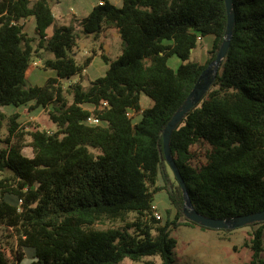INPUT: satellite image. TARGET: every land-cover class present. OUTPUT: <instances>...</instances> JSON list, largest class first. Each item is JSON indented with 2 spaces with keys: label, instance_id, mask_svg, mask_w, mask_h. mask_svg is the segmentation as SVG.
<instances>
[{
  "label": "trees",
  "instance_id": "obj_1",
  "mask_svg": "<svg viewBox=\"0 0 264 264\" xmlns=\"http://www.w3.org/2000/svg\"><path fill=\"white\" fill-rule=\"evenodd\" d=\"M97 1L80 19V32L97 36L114 28L122 48L114 59L101 54L104 74L84 87L67 81L92 59L76 61L80 34L73 24L55 25L49 0H0V131L6 130L0 139V264L25 258L28 264H117L155 255L159 263L144 264H173L171 231L198 225L178 221L184 216L178 182L167 189L172 218L157 205L155 217L154 194L159 174L169 181L163 129L216 56L225 1ZM233 5V33L218 73L169 140L192 206L215 218L264 209V0ZM29 17L30 35L23 28ZM207 35L212 39L203 61L189 60ZM172 55L181 60L176 69L167 63ZM36 57L55 76L26 86ZM141 94L151 100L147 107ZM6 105L44 109L56 128L23 131L17 112L1 109ZM90 116L98 123L88 122ZM250 224L257 227L245 242L251 250L245 264H264V221Z\"/></svg>",
  "mask_w": 264,
  "mask_h": 264
},
{
  "label": "rangeland",
  "instance_id": "obj_2",
  "mask_svg": "<svg viewBox=\"0 0 264 264\" xmlns=\"http://www.w3.org/2000/svg\"><path fill=\"white\" fill-rule=\"evenodd\" d=\"M95 1L96 0H68L67 3L71 4L73 7L72 12H76V14L81 16L84 14V8L90 6V4ZM115 1L116 4L120 3V0H112V2ZM67 10L68 6H65L64 9H62L63 14L67 13ZM67 18L66 16V19L63 20L57 16L55 24H69ZM72 23L80 34L77 40V47L75 48L76 61L81 64L89 56H91L92 59L89 65L79 73L71 76L67 81H79L84 87H87L92 80L102 76L107 68V64L101 57V54L104 53L111 59L116 58L121 52L122 40L116 35L117 32H115L116 30L114 28H105L100 37L93 35L85 36L80 32V20L72 21ZM51 29L52 27L49 28V31H51ZM211 39V35L200 38L189 60L203 61L206 51L210 46ZM46 56L53 57L51 53H47ZM34 59V70L26 79V86H41L45 83L46 78L55 76L54 71L42 68L40 59L37 57ZM167 63L170 67L176 69L181 63V60L176 55H172L167 59ZM140 103L142 107H147L151 104V100L144 94H141ZM1 109L8 114L17 112L19 114L21 127H25L23 131H28L35 125H39L41 128L48 130H54L56 128L44 109L37 108L30 111L28 110V105L20 107L6 105L2 106ZM5 136L6 130L2 128L0 131V139H4ZM24 136L23 142L28 143V136ZM195 148L194 146L193 150H196ZM23 153L27 156H31L30 148L25 146L23 148ZM166 171L169 181L166 183L159 174L156 182L159 188L154 194V204L158 206L163 216H166V209H170V216L172 218L175 214V210L171 206L167 189H171L172 186L175 187L177 185V180L168 165L166 166ZM184 217L185 216L180 217L178 221H184ZM256 227L257 225L247 224L238 228L223 230L201 228L198 225L180 224L171 231V235L174 236L177 241L173 252V264H245L251 258V250L245 245V242L248 241L251 232ZM262 239L263 251L261 252V258L264 261V236ZM146 259L154 260L156 263H159V257L156 255L143 258V260ZM143 260L132 261L128 258H124L117 264H144ZM28 262L29 259L25 258L22 260L21 264H28Z\"/></svg>",
  "mask_w": 264,
  "mask_h": 264
},
{
  "label": "water",
  "instance_id": "obj_3",
  "mask_svg": "<svg viewBox=\"0 0 264 264\" xmlns=\"http://www.w3.org/2000/svg\"><path fill=\"white\" fill-rule=\"evenodd\" d=\"M225 9L227 14L226 29L222 43L216 53L215 58L205 67V69L199 75L194 86L182 102V104L176 109L169 121L166 123L162 132V146L163 154L169 168L173 172L177 182L180 185L183 196V214L186 219L207 228L213 229H233L238 228L253 222L264 221V209L260 211H254L247 214L236 215L230 218H215L209 217L199 213L191 204L189 199L185 182L179 172V169L173 159V156L169 147V140L172 131L182 121L186 113L194 106H196L211 86L215 79L220 65L228 50L230 39L233 33L235 14L233 0H224Z\"/></svg>",
  "mask_w": 264,
  "mask_h": 264
},
{
  "label": "crops",
  "instance_id": "obj_4",
  "mask_svg": "<svg viewBox=\"0 0 264 264\" xmlns=\"http://www.w3.org/2000/svg\"><path fill=\"white\" fill-rule=\"evenodd\" d=\"M32 1H34V0H32ZM96 1L91 3L90 6L85 7L84 10H83L84 14L79 16L78 14H76V12H72L73 7L71 6V4L67 3L68 0H65V1H63V0H49L51 11H52V14L54 16V24H55V20H56L57 16H59L63 20H65L66 16H67L68 17L67 20H69V24H73L72 21L73 22L74 21H79L81 18H83L84 16H86L88 14V12L90 11L91 7L96 3ZM110 1H112V0H110ZM113 3L116 4V1L113 2ZM65 6H68V10H67V13L63 14L62 9H64ZM55 25H61V24H55ZM66 25H68V24H66ZM51 27L53 29V26H51ZM23 28H24V31L27 34H29V35L33 34V32H34V20H33V18L29 17V18L25 19L23 21ZM49 28L47 29V33L51 34L52 29H51V31H49ZM103 32L104 31H101L97 35V37H100ZM116 35L119 36L118 33H116ZM33 70H34V68H33Z\"/></svg>",
  "mask_w": 264,
  "mask_h": 264
},
{
  "label": "built area",
  "instance_id": "obj_5",
  "mask_svg": "<svg viewBox=\"0 0 264 264\" xmlns=\"http://www.w3.org/2000/svg\"><path fill=\"white\" fill-rule=\"evenodd\" d=\"M102 1H103V0H98V1H97V4H102ZM102 104H103V105H106V102L103 101ZM87 121L90 122V123H98V119H96V118H94V117H92V116L88 117V118H87ZM153 210H154V211H153V214L155 215V217H156V218H159V217H160V214H159L158 210L156 209V205H153Z\"/></svg>",
  "mask_w": 264,
  "mask_h": 264
}]
</instances>
